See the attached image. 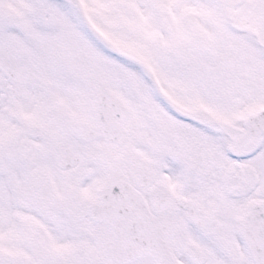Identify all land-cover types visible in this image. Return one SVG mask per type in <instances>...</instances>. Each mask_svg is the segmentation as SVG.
I'll return each mask as SVG.
<instances>
[{
    "label": "snow or ice",
    "instance_id": "6c2138e0",
    "mask_svg": "<svg viewBox=\"0 0 264 264\" xmlns=\"http://www.w3.org/2000/svg\"><path fill=\"white\" fill-rule=\"evenodd\" d=\"M0 264H264V0H0Z\"/></svg>",
    "mask_w": 264,
    "mask_h": 264
}]
</instances>
